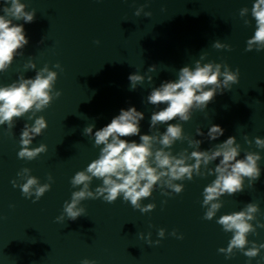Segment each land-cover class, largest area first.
Segmentation results:
<instances>
[{
  "label": "water",
  "instance_id": "1",
  "mask_svg": "<svg viewBox=\"0 0 264 264\" xmlns=\"http://www.w3.org/2000/svg\"><path fill=\"white\" fill-rule=\"evenodd\" d=\"M21 2L27 11L35 10V19L29 24L14 21L24 25L29 43L23 55H17L11 67L0 73V86L10 85L20 75L34 78L47 64L58 73L55 89L62 95L32 120L28 119L31 113L17 119L11 133L7 125H0V264H81L84 259L95 264H264V248L251 259L240 251L231 258L218 251L227 248L232 237L217 223L221 215L256 203L260 211L251 223L264 224V149L255 145L256 137L264 139V50L246 51L247 40L255 31L250 11L254 0ZM4 6L0 0V15ZM142 6L144 12L135 16ZM244 7L249 13L241 18L239 12ZM145 12L152 15L146 17ZM245 19L250 23L246 25ZM216 41L231 50L214 48ZM204 53L207 56L202 63L227 64L232 71L238 68L239 82L230 91L217 94L204 111H194L188 122H180L184 134L201 140V150L235 136L241 146L238 159L244 158L246 151L258 152L261 176L254 186L249 187L246 178L244 191L222 196L223 206L212 220L203 219L206 208L202 201L204 188L215 176L194 175L191 181H176L184 185L180 194L163 195L157 187L151 197L141 201L142 206L156 205L148 213L134 209L122 196L112 204L102 198L88 199L80 205L86 209L85 216L73 221L65 215L58 222L64 203L79 190L71 185L72 177L100 154L94 137L83 134L84 128L94 124L95 132L121 109L134 106L144 113L141 135L152 134L150 118L158 108L147 103L146 97L162 82L176 80L181 67L194 68ZM29 60L36 69H25ZM57 63L60 68L54 67ZM153 65L156 70L149 72ZM133 73L144 75L145 80L130 90L128 77ZM148 76H152L151 82ZM39 116L47 120L48 127L34 138L31 147L45 144L47 151L32 161L22 160L18 158L21 130ZM213 124L224 129V135L215 141L207 137ZM158 128L163 132L166 125ZM197 128L203 136L196 135ZM128 139L140 142L139 136ZM184 149L188 154L195 150L183 140L171 151L176 155ZM217 163L219 160L208 167L214 169ZM23 168H29L41 184L51 183L50 190L36 202L35 196L26 198L19 187H13V180L24 182L17 176ZM101 184L94 178L91 190ZM161 228L165 229L163 239L157 235ZM173 230L183 239L172 236ZM148 233L153 242L160 239L159 245H149L141 238ZM248 240L245 250L252 242L264 244V227H257Z\"/></svg>",
  "mask_w": 264,
  "mask_h": 264
},
{
  "label": "clouds",
  "instance_id": "2",
  "mask_svg": "<svg viewBox=\"0 0 264 264\" xmlns=\"http://www.w3.org/2000/svg\"><path fill=\"white\" fill-rule=\"evenodd\" d=\"M5 5L0 15V73L6 72L13 64L17 55H23V49L28 45L24 25L14 23L23 20L25 24L34 22L35 10L27 11V5L21 0H3ZM10 6H7L9 5ZM251 17L255 20L254 34L247 40L246 51L264 50V0H254L251 7ZM144 12L143 6L136 9L135 16L139 17ZM249 9H240L241 18L247 16ZM150 17L151 12H145ZM244 23H250L245 19ZM95 43L99 44L97 40ZM216 49H228L231 47L219 41L214 42ZM207 53L201 55L195 62V67L183 66L178 71L176 80L164 81L158 87H154L146 97L147 103L156 106L157 111L152 112L150 118V132H140V122L144 119V113L134 106L121 109L120 113L112 118L106 126L93 132L94 124L84 128L83 134L94 137V146L100 148L99 157L93 160L85 170L76 172L70 183L79 190L72 192L71 201H66L63 206V215L57 217V221H63L65 215L68 220H76L86 215V209L81 207V202L88 199H100L112 204L122 196L124 202H130L134 209L141 213H148L155 209L156 205L149 203L142 206L143 199L152 196L153 191L159 187L163 195L172 193L180 194L184 191L182 183L176 181H191L195 176L205 177L214 175L215 179L203 190L202 206L206 208L203 219L212 220L223 206L220 198L224 195L233 196L244 191L245 179L249 187L261 176L259 161L261 155L258 152L246 151L244 158H239L241 146L235 136H230L221 143L208 150H201V140L186 137L182 123L188 122L196 110L204 111L214 101L217 94L230 91L232 85L239 82V69L232 71L227 64L208 62L202 63ZM60 68V64L54 65ZM25 69H36V64L29 60ZM223 69V70H222ZM156 66H150L148 71L154 72ZM58 73L49 68L47 64L36 71L34 78H25L20 75L18 80L10 85L0 86V125H7L11 133L17 119L27 113L32 120L36 113L50 107L54 99L62 93L55 89ZM130 90H135L138 84H142L145 76L133 73L128 77ZM149 82L152 76H148ZM160 105H165L163 108ZM179 121V122H173ZM159 125H166L161 132ZM48 122L43 116L36 117L31 125L24 124L20 134V150L18 158L32 161L40 154L47 151L45 144L31 147L34 138L43 134ZM153 130H155L153 132ZM196 135L203 136L200 128L196 129ZM224 135V129L220 125L213 124L209 127L207 137L211 141ZM139 136V143L129 140V137ZM251 144L252 141L247 140ZM188 140L190 147L195 150L188 154L187 149L174 155L172 146L177 141ZM159 145V147H157ZM257 148L264 149V139L255 138ZM219 160L215 168H209L211 162ZM194 161V163H190ZM206 170V171H205ZM29 168H23L17 173L23 183L12 181L13 187H19L26 198L35 196L33 202L38 201L51 188V183L41 184L39 179L32 176ZM101 180L102 184L95 190H91L93 179ZM49 174L48 180L52 181ZM170 189V192L163 191ZM259 205L248 203L240 210L219 217L217 223L222 226L224 232L232 233L227 248L218 251L231 258L236 251H240L249 259L259 255L264 244L252 246L249 244V234L256 233L257 227L251 221L256 220L259 213ZM158 237H165V229L161 228ZM172 236L183 239L173 230ZM149 245H159L160 239L153 242L151 233L147 237L141 234ZM81 264H95V261L84 259Z\"/></svg>",
  "mask_w": 264,
  "mask_h": 264
}]
</instances>
